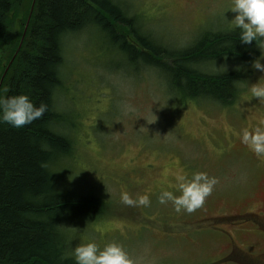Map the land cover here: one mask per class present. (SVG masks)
I'll use <instances>...</instances> for the list:
<instances>
[{
  "label": "rangeland",
  "instance_id": "obj_1",
  "mask_svg": "<svg viewBox=\"0 0 264 264\" xmlns=\"http://www.w3.org/2000/svg\"><path fill=\"white\" fill-rule=\"evenodd\" d=\"M111 1L134 19L140 34L170 51L206 34H240L230 23L233 0ZM252 47L248 66L240 65L245 83L233 102L221 105L182 100L170 89L167 74L141 62L129 64L93 28L64 39L54 105L63 118L57 130L69 140L70 154L53 167L55 184L106 205L101 217L65 226L69 254L90 242L100 250L117 243L133 264H245L240 257L223 258L231 240L252 264L264 250V231L252 224L264 211V156L241 140L244 130H264V101L250 91L258 81L264 83V73L251 66L264 57V42L254 41ZM238 65L197 69L212 74ZM178 173L189 179L206 173L218 181L192 213L176 212L171 201L159 202L164 191L180 195ZM125 192L133 200L147 195L150 204L127 205Z\"/></svg>",
  "mask_w": 264,
  "mask_h": 264
},
{
  "label": "trees",
  "instance_id": "obj_2",
  "mask_svg": "<svg viewBox=\"0 0 264 264\" xmlns=\"http://www.w3.org/2000/svg\"><path fill=\"white\" fill-rule=\"evenodd\" d=\"M32 2L0 0V100L27 95L35 106L47 105L41 119L20 129L0 122V264H76L63 229L101 217L106 205L55 184L53 167L70 154L69 140L57 130L63 118L54 105L64 39L93 28L129 64L141 62L167 74L182 100L221 105L233 102L245 83L240 65L248 66L254 41L242 44L236 32L206 34L170 51L140 34L134 19L111 0H34L30 12ZM215 63L239 65L212 74L197 69Z\"/></svg>",
  "mask_w": 264,
  "mask_h": 264
},
{
  "label": "clouds",
  "instance_id": "obj_3",
  "mask_svg": "<svg viewBox=\"0 0 264 264\" xmlns=\"http://www.w3.org/2000/svg\"><path fill=\"white\" fill-rule=\"evenodd\" d=\"M231 12L235 13V16L230 23L240 30L242 44L251 45L253 41L264 42V0H233ZM262 61H264L262 56L255 59L252 68L264 73ZM250 91L254 98L264 101V83L258 81L252 85ZM0 111H2L0 122L20 129L41 119L47 111V105L41 103L37 107L27 95L11 96L0 100ZM241 142L248 145L258 156H264V130L260 128L254 131L244 130ZM176 180L180 195L172 191H164L159 202L166 204L171 201L178 213L182 210L192 213L202 207L218 182L215 178H209L206 173H195L190 179L178 173ZM122 201L127 205L150 204L147 195L133 200L126 192L122 193ZM69 255L74 256L76 264H133L129 254L117 243H109L103 250H100L95 242L82 244Z\"/></svg>",
  "mask_w": 264,
  "mask_h": 264
},
{
  "label": "flooded vegetation",
  "instance_id": "obj_4",
  "mask_svg": "<svg viewBox=\"0 0 264 264\" xmlns=\"http://www.w3.org/2000/svg\"><path fill=\"white\" fill-rule=\"evenodd\" d=\"M253 226H255L257 229H262L264 231V211H261L260 214L257 216V218L252 222ZM231 248L229 252L224 255L223 258L225 259H233L230 257L242 259L241 262L247 264L246 262H250L249 260H246V258H243L242 255H245L241 252V250L233 244V241L230 240L229 242ZM252 264H264V250L258 253L252 262Z\"/></svg>",
  "mask_w": 264,
  "mask_h": 264
},
{
  "label": "water",
  "instance_id": "obj_5",
  "mask_svg": "<svg viewBox=\"0 0 264 264\" xmlns=\"http://www.w3.org/2000/svg\"><path fill=\"white\" fill-rule=\"evenodd\" d=\"M33 3H34V0H33V2H32L31 10H32V7H33ZM31 10H30V12H31Z\"/></svg>",
  "mask_w": 264,
  "mask_h": 264
}]
</instances>
